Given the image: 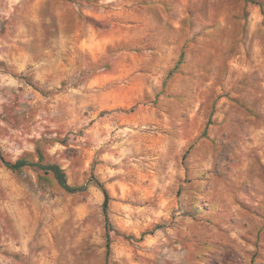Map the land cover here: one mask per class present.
Instances as JSON below:
<instances>
[{
    "label": "rangeland",
    "instance_id": "374dc122",
    "mask_svg": "<svg viewBox=\"0 0 264 264\" xmlns=\"http://www.w3.org/2000/svg\"><path fill=\"white\" fill-rule=\"evenodd\" d=\"M40 255L264 264V0H0V264Z\"/></svg>",
    "mask_w": 264,
    "mask_h": 264
},
{
    "label": "trees",
    "instance_id": "16d2710c",
    "mask_svg": "<svg viewBox=\"0 0 264 264\" xmlns=\"http://www.w3.org/2000/svg\"><path fill=\"white\" fill-rule=\"evenodd\" d=\"M179 63V60L177 61V64ZM26 163V161H23L21 159L15 161L14 163H10L8 161H5V164L11 168V169H17L20 166H23ZM40 168H42L45 173H48V171H51L53 173V175L55 176V178L57 179V181L59 182V184L66 190L69 192H74V191H78V190H83L85 188V185H81V186H71L67 183L65 175L61 169V167L56 164V163H49L46 165H41ZM99 186L101 187L102 191H103V195H104V199H103V211L106 212L107 211V207H108V201H109V195L107 190L99 183ZM109 235L107 234V251L106 254H109Z\"/></svg>",
    "mask_w": 264,
    "mask_h": 264
},
{
    "label": "crops",
    "instance_id": "0c3cea01",
    "mask_svg": "<svg viewBox=\"0 0 264 264\" xmlns=\"http://www.w3.org/2000/svg\"><path fill=\"white\" fill-rule=\"evenodd\" d=\"M82 52H87L89 55H91L92 58H94L95 54L97 53V49H81ZM25 51H21V53H24ZM63 51L61 49H44L43 50V54L44 55H52V54H61ZM59 60V58L57 57H53L51 59L45 58V63L49 62V69L51 71H56L58 70L57 66H56V62ZM19 230H22V236L26 235L29 238L32 236V232H28L27 234L24 233V229H22V227L19 228ZM28 240L27 243L23 244L24 246H28ZM239 240L241 239H234L233 241L235 242H239ZM20 250L22 251V246L20 245ZM29 249V247H28ZM46 255H48L47 251H46ZM34 264H60L55 258L54 255L51 256V258L49 259L48 256H42L40 255L39 257H35Z\"/></svg>",
    "mask_w": 264,
    "mask_h": 264
}]
</instances>
